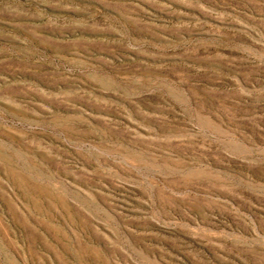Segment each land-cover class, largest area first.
Instances as JSON below:
<instances>
[{"label": "rangeland", "instance_id": "374dc122", "mask_svg": "<svg viewBox=\"0 0 264 264\" xmlns=\"http://www.w3.org/2000/svg\"><path fill=\"white\" fill-rule=\"evenodd\" d=\"M0 264H264V0H0Z\"/></svg>", "mask_w": 264, "mask_h": 264}]
</instances>
